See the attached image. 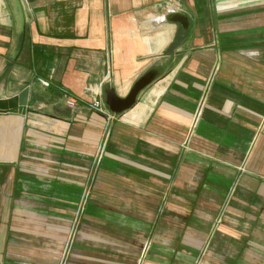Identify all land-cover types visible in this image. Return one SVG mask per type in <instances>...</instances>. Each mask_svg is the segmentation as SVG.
Listing matches in <instances>:
<instances>
[{
  "label": "crops",
  "instance_id": "0c3cea01",
  "mask_svg": "<svg viewBox=\"0 0 264 264\" xmlns=\"http://www.w3.org/2000/svg\"><path fill=\"white\" fill-rule=\"evenodd\" d=\"M164 2L0 0V99L29 87L0 113V264L50 211L61 264H264V0H180L187 29Z\"/></svg>",
  "mask_w": 264,
  "mask_h": 264
},
{
  "label": "water",
  "instance_id": "95a60500",
  "mask_svg": "<svg viewBox=\"0 0 264 264\" xmlns=\"http://www.w3.org/2000/svg\"><path fill=\"white\" fill-rule=\"evenodd\" d=\"M170 15L172 17H170ZM170 19L175 23H180L184 29L188 28L187 17L178 12H166L161 16V20ZM158 63H153L149 69H147L142 75H140L129 91L124 96H119L116 93L114 86H112L108 81L103 83V95L105 99V105L108 107L109 111L113 114L120 115L123 111L134 106L139 93L144 90L150 83L158 77L159 69L157 68ZM29 87L23 89L18 95L0 99V113H20L25 114L26 107L28 104Z\"/></svg>",
  "mask_w": 264,
  "mask_h": 264
},
{
  "label": "rangeland",
  "instance_id": "374dc122",
  "mask_svg": "<svg viewBox=\"0 0 264 264\" xmlns=\"http://www.w3.org/2000/svg\"><path fill=\"white\" fill-rule=\"evenodd\" d=\"M94 164H93V170L95 168V164L97 161V156L93 158ZM76 172H84L83 169H73ZM80 178V175L78 176ZM82 186H79V194L85 195L86 193V180L83 179V183L81 184ZM84 197L80 196V200L82 201ZM55 211V210H54ZM56 213L50 211L48 214V222L50 223L49 227L50 229L43 231L44 233L49 234L50 238H43V239H37V236H34V241L33 240H27L26 242L22 243H16L17 248H14L16 253L12 254L14 257L15 261L17 262L16 264H61L60 263V258L62 253L64 252V245L65 242L62 239V237L59 236L58 231L55 229V227L51 224L55 223L56 221L61 222L60 220H63L60 218V216H65V214H61L58 212V215H55ZM59 223H56L57 225ZM35 234V232H34ZM36 235V234H35ZM59 236V237H58ZM18 244V245H17ZM42 258H48V261L42 262ZM34 259V260H33Z\"/></svg>",
  "mask_w": 264,
  "mask_h": 264
},
{
  "label": "built area",
  "instance_id": "2783aa9c",
  "mask_svg": "<svg viewBox=\"0 0 264 264\" xmlns=\"http://www.w3.org/2000/svg\"><path fill=\"white\" fill-rule=\"evenodd\" d=\"M25 1H27V0H25ZM163 8L166 9V12H178V11L182 10L180 0H165ZM40 81L45 83L42 79H40ZM209 82H210V78L208 80V84H209ZM66 105L69 108H74L76 105V102L73 99L66 98ZM104 105H105V102L102 99V94L99 93V94H96L92 98L90 108L95 109L99 112H105L106 114H108L111 117H115L117 115V114H113L112 112H110L108 108H107V110L104 111L103 110ZM84 196H86V194Z\"/></svg>",
  "mask_w": 264,
  "mask_h": 264
}]
</instances>
